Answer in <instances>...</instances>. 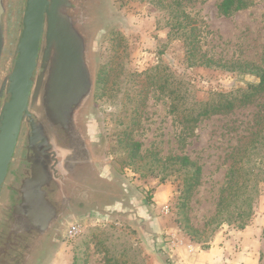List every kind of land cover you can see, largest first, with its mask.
<instances>
[{
    "label": "rangeland",
    "instance_id": "1",
    "mask_svg": "<svg viewBox=\"0 0 264 264\" xmlns=\"http://www.w3.org/2000/svg\"><path fill=\"white\" fill-rule=\"evenodd\" d=\"M172 1L110 0L118 27L100 46L95 105L103 152L147 199L149 216L141 226L116 219L78 221L51 264H165L167 258L178 264L210 249L224 260L244 242L240 233L256 223L264 243V96L194 127L189 121L211 94L235 92L256 80L231 66H264V0L227 18L217 13L221 0H181L198 27L201 53L225 69L193 65L189 42L169 36ZM130 143L139 146L136 156ZM175 156L201 169L188 195L194 168L182 167L171 159ZM238 169L248 173L251 199L249 217L241 221ZM248 264H264V248L258 262Z\"/></svg>",
    "mask_w": 264,
    "mask_h": 264
},
{
    "label": "flooded vegetation",
    "instance_id": "2",
    "mask_svg": "<svg viewBox=\"0 0 264 264\" xmlns=\"http://www.w3.org/2000/svg\"><path fill=\"white\" fill-rule=\"evenodd\" d=\"M24 1L0 0V115ZM49 1L64 45L48 36L46 20L31 115L23 119L0 194V264H51L78 221L116 219L141 226L150 211L147 199L104 155L95 105L100 46L118 27V12L110 0Z\"/></svg>",
    "mask_w": 264,
    "mask_h": 264
},
{
    "label": "trees",
    "instance_id": "3",
    "mask_svg": "<svg viewBox=\"0 0 264 264\" xmlns=\"http://www.w3.org/2000/svg\"><path fill=\"white\" fill-rule=\"evenodd\" d=\"M254 0H221L217 6V13L222 17H230L231 15L238 13L251 7ZM173 11L171 12V22H167L169 29V36L184 38L191 46V55L193 57V65L203 66L205 68L225 69L227 66L222 65L220 60L208 58L205 53H201L199 48V30L198 27L192 25V19L182 9L181 0H173ZM165 8L166 5H163ZM169 14V15H171ZM195 22V21H193ZM234 69H240L241 73H246L255 77V81L246 82L245 87L230 93H213L211 97L201 103V106L190 114L189 121L194 127L200 119H206L213 115L226 114L233 111L236 107L246 106L251 104L259 96H264V66L257 65L251 62L235 63L232 64ZM259 146L261 142L258 143ZM130 148L133 149L134 156L139 149L137 143H130ZM173 161L179 162L182 167H193L194 172L188 179L186 185L187 195L197 187L201 169L196 167L187 157L175 156L171 158ZM247 172L243 169H238V176L235 179L237 184L236 191L238 192V200H241L238 204V220L241 221L245 217H249L251 212V199L249 196L250 190L247 185L249 179L246 177ZM232 178H230L231 181ZM253 191V189H251ZM257 191V190H256ZM264 234V228L262 229ZM165 264H173L169 258L165 261Z\"/></svg>",
    "mask_w": 264,
    "mask_h": 264
},
{
    "label": "water",
    "instance_id": "4",
    "mask_svg": "<svg viewBox=\"0 0 264 264\" xmlns=\"http://www.w3.org/2000/svg\"><path fill=\"white\" fill-rule=\"evenodd\" d=\"M48 19V36L60 46L64 45L61 37L57 34L50 1H24L16 54L8 61L11 70L7 74L8 87L0 115V194L14 158L23 119L29 118L31 115L30 102L33 84Z\"/></svg>",
    "mask_w": 264,
    "mask_h": 264
},
{
    "label": "crops",
    "instance_id": "5",
    "mask_svg": "<svg viewBox=\"0 0 264 264\" xmlns=\"http://www.w3.org/2000/svg\"><path fill=\"white\" fill-rule=\"evenodd\" d=\"M257 225L258 223L250 226L240 233V235L244 238L242 239L244 242H242V246L240 245L236 252L230 254V258L220 260L217 257V253H215L213 249H210L207 251H200V253H197L196 255H183V260H181L178 264H219V261H221V264H248L251 262H258L260 252L263 251L264 248V243L260 241V228H258ZM262 227L264 228V225H262ZM193 251L194 248L189 250V252Z\"/></svg>",
    "mask_w": 264,
    "mask_h": 264
},
{
    "label": "built area",
    "instance_id": "6",
    "mask_svg": "<svg viewBox=\"0 0 264 264\" xmlns=\"http://www.w3.org/2000/svg\"><path fill=\"white\" fill-rule=\"evenodd\" d=\"M165 210H166V212H167V208H166ZM71 233H72V232H70V234H71ZM70 234H69V235H70Z\"/></svg>",
    "mask_w": 264,
    "mask_h": 264
}]
</instances>
